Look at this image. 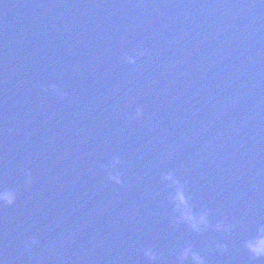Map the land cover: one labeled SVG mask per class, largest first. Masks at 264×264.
<instances>
[{
    "label": "water",
    "instance_id": "obj_1",
    "mask_svg": "<svg viewBox=\"0 0 264 264\" xmlns=\"http://www.w3.org/2000/svg\"><path fill=\"white\" fill-rule=\"evenodd\" d=\"M0 191V264H264V0H0Z\"/></svg>",
    "mask_w": 264,
    "mask_h": 264
},
{
    "label": "clouds",
    "instance_id": "obj_2",
    "mask_svg": "<svg viewBox=\"0 0 264 264\" xmlns=\"http://www.w3.org/2000/svg\"><path fill=\"white\" fill-rule=\"evenodd\" d=\"M127 62L132 63L131 60H128ZM49 87L51 91L57 92L60 99L64 98L63 94L59 92V90L54 85H50ZM140 115L141 113L138 111L137 117H139ZM109 178L116 183L120 182L119 177L117 176H110ZM164 179L170 182L173 180V178L170 175L165 176ZM175 199L178 201L179 205H181L184 208L180 217L181 223H185L190 229L197 232L200 231L201 228L208 227L206 222V214L194 216L191 210L187 209L186 207L187 202L185 201L182 193H178ZM13 202H14V196L12 193L6 191H0V203L5 205H11ZM221 227L222 225H217L216 230L219 231ZM248 251L256 258L264 257V240L258 241L256 244L248 245ZM187 256H188V252L185 251L184 254L181 256V260L185 259ZM152 258L153 257H151L150 255L149 259ZM191 259L195 261V264H203V262L199 259V257L195 255H193Z\"/></svg>",
    "mask_w": 264,
    "mask_h": 264
}]
</instances>
